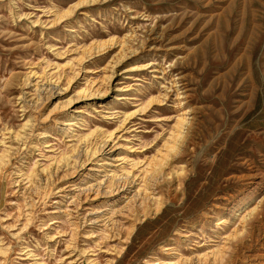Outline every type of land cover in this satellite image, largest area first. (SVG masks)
I'll list each match as a JSON object with an SVG mask.
<instances>
[{"label": "rangeland", "instance_id": "obj_1", "mask_svg": "<svg viewBox=\"0 0 264 264\" xmlns=\"http://www.w3.org/2000/svg\"><path fill=\"white\" fill-rule=\"evenodd\" d=\"M0 264H264V0H0Z\"/></svg>", "mask_w": 264, "mask_h": 264}, {"label": "bare ground", "instance_id": "obj_2", "mask_svg": "<svg viewBox=\"0 0 264 264\" xmlns=\"http://www.w3.org/2000/svg\"><path fill=\"white\" fill-rule=\"evenodd\" d=\"M81 1V0H80ZM155 48V47H154ZM140 66V65H139ZM138 66V67H139ZM144 67V66H143ZM178 89V88H177ZM181 105V104H180ZM183 127V126H182ZM114 151V144H112L111 142H109V140L105 141L101 147L97 150L98 154L99 153H102L104 154L105 156H111V153H113ZM116 160H118V158H114ZM104 164H106L107 162H103ZM89 166V165H88ZM92 168V167H91ZM131 182V181H130ZM132 184V183H131ZM152 184V183H151ZM134 185V184H133ZM130 185L127 183V182H123L121 180H117L113 186V189H109L108 191H97L95 192V195L98 197V196H102V197H106L108 195H112L114 193H122V194H130ZM90 188V187H89ZM147 188V187H146ZM121 191V192H120ZM127 191V192H126ZM128 194V195H129ZM138 193L134 194L133 195V192H132V198H135ZM156 194V193H155ZM120 195V194H119ZM123 195V196H125ZM122 197V196H121ZM141 197V200L142 202L143 201H146L148 199V197L143 193L141 196H139V198ZM104 199V198H103ZM91 201V200H90ZM107 201V200H106ZM140 202V201H139ZM136 203V202H135ZM141 203V202H140ZM138 203V204H140ZM129 204V203H128ZM141 205V204H140ZM132 207V206H131ZM253 211V210H252ZM132 213V212H131ZM224 257V256H223ZM222 261V260H221ZM217 262V261H216Z\"/></svg>", "mask_w": 264, "mask_h": 264}]
</instances>
